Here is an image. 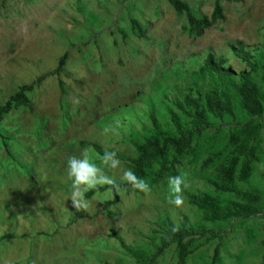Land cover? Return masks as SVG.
I'll use <instances>...</instances> for the list:
<instances>
[{"label": "rangeland", "instance_id": "rangeland-1", "mask_svg": "<svg viewBox=\"0 0 264 264\" xmlns=\"http://www.w3.org/2000/svg\"><path fill=\"white\" fill-rule=\"evenodd\" d=\"M182 1L199 19L211 17L216 3ZM222 6L225 19L199 37L190 32L187 15H178L167 0H0V107L44 78L27 93L32 108L13 104L0 121L6 138L0 137V264H137L112 231L151 255L166 218L206 231L186 264H264V212L210 222L189 202L191 194H208L223 205L242 203L221 188V169L234 149L231 137L251 121L233 87L234 115L210 118L191 152L175 164L176 175L189 173L182 207L167 203L169 179L160 185L146 179L147 193L120 189L118 202L108 209L112 192L86 197L87 210L70 200L67 160L92 149L83 143L121 153L126 160L115 170L90 153L121 181L128 161L138 156L135 142L151 133L152 112L172 132L174 113L188 125L190 118L173 101L210 54L226 59L237 81L250 72L264 95V0H224ZM133 21L142 26L143 37ZM233 47H244L259 67L238 58ZM253 145L258 160L252 177L243 182L237 174L232 186L260 196L264 209V129ZM8 234L14 237L2 241ZM155 264H178L176 245Z\"/></svg>", "mask_w": 264, "mask_h": 264}, {"label": "trees", "instance_id": "trees-1", "mask_svg": "<svg viewBox=\"0 0 264 264\" xmlns=\"http://www.w3.org/2000/svg\"><path fill=\"white\" fill-rule=\"evenodd\" d=\"M167 1L178 15H187L190 32L195 33L199 37H202L207 30L219 21L225 19L222 6V1L224 0H216L212 16L202 19H199L191 11L188 3L182 0ZM225 1L243 2L246 0ZM133 29L138 32V36L143 37L144 30L139 22L133 21ZM232 50L238 58L247 62L250 66L259 67V63L251 54L246 52L244 47H233ZM65 58L60 62L57 72L62 70ZM227 63L226 59H217L213 54H210L206 62L193 73L195 80L186 87L187 91L173 101L175 107L190 118L188 125L183 123L179 114L174 113L171 117V123L174 128V132H172L163 125L157 114L152 112L151 133L144 137L143 142H135L138 156L128 161L130 170L144 180L149 179L153 185L163 184L170 177L175 176V164L179 162L178 158L186 157L191 152L197 138L201 137L207 130L210 118L224 119L228 115H234V103L229 92V88L233 87L241 98V106L249 115L251 121L231 137L230 141L234 145V149L229 161L221 169L223 181L221 188L225 192L234 193L242 200V203L232 201L223 205L218 198L208 194L189 195L190 204L201 210L207 221L222 223L249 219L264 212L260 196L252 192H241L232 186L237 174L239 180L243 182L249 181L253 175L254 163L258 160L257 149L253 142L264 129V123L259 121L264 117V95L253 80L250 72L241 73V80L237 81L235 78L236 74L230 68H226ZM43 80L44 78H41L33 85L23 86L11 98L10 103L0 107V121L4 120L5 114L11 111L13 104L27 105L32 108L27 93H31L34 87L42 83ZM200 82H202V85H199ZM0 137L6 141V138L1 133ZM83 145L92 147L101 157L107 150L115 152L120 161L126 160L118 151L103 148L99 144L83 143ZM171 152L176 154L172 159ZM109 188L110 186H99L97 189L89 191L86 197L92 198L97 194L112 192L115 200L106 204L105 207L108 209L118 202V191H110ZM120 189L130 190L132 186L122 183ZM175 228H177V225L170 218L163 220V233L160 243L155 246V252L151 255L144 249L127 245L117 231L113 230L112 234L120 242L121 247L136 260L137 264H155L158 258L163 256L166 250L174 245H176L178 250V264H186L188 257L194 252L191 249L193 243L206 236V231L189 225L178 226V230L174 231L173 229ZM211 234L213 238L217 237L216 232H211ZM13 237L14 235L8 234L4 235L1 240ZM219 255L220 245L216 248L215 262H217Z\"/></svg>", "mask_w": 264, "mask_h": 264}, {"label": "clouds", "instance_id": "clouds-1", "mask_svg": "<svg viewBox=\"0 0 264 264\" xmlns=\"http://www.w3.org/2000/svg\"><path fill=\"white\" fill-rule=\"evenodd\" d=\"M107 132L108 130L105 129ZM93 149H85L83 157L73 156L67 160L66 170L67 175L71 180L70 200L74 202L75 207L80 210L89 208V201L86 199V194L97 189L99 186H110L109 190L119 191L122 183H127L133 189L141 192H150L151 186L142 178L138 177L132 170L123 172L121 181L118 182L114 177L108 175L104 167L96 164L90 155ZM103 166L115 170L120 167L121 161L117 158L115 152L105 151L101 158ZM189 173L180 171L178 175L172 176L168 181V196L167 203L171 206L180 208L184 204L183 192L187 189ZM178 230L177 228L173 229Z\"/></svg>", "mask_w": 264, "mask_h": 264}]
</instances>
